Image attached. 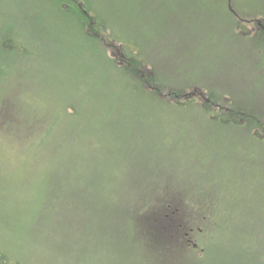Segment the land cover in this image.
Masks as SVG:
<instances>
[{"label":"rangeland","instance_id":"374dc122","mask_svg":"<svg viewBox=\"0 0 264 264\" xmlns=\"http://www.w3.org/2000/svg\"><path fill=\"white\" fill-rule=\"evenodd\" d=\"M90 2L165 92L206 95L196 108L141 103L169 101L105 72L49 1L0 0V40L29 51L0 77V259L264 264V43L246 23L264 0H231L244 32L218 0ZM206 102L249 114L222 125Z\"/></svg>","mask_w":264,"mask_h":264},{"label":"trees","instance_id":"16d2710c","mask_svg":"<svg viewBox=\"0 0 264 264\" xmlns=\"http://www.w3.org/2000/svg\"><path fill=\"white\" fill-rule=\"evenodd\" d=\"M51 3L53 11H55L62 20L67 22H73L77 24L79 31L82 33L84 39L87 41V44L93 50V54L102 58L103 68L105 72H112L119 75V83L125 84L126 87L130 89H135L139 93H144L147 96L152 95L153 98L157 97L158 100L167 99L169 102H141L154 104L156 106L169 107L170 110L175 108H191L195 107V102H193V93L194 95L200 94L201 97H204L206 94L201 91V89H194L192 93H187L186 89L181 88H168L165 92L163 88L160 87L159 80L156 73L149 72L148 69V60L144 57V54L137 47H133V43L127 39H124L118 36L110 26L102 20L100 14L94 9L90 0H45ZM218 2L223 3L227 6V17L229 21L233 17L235 22V29L244 32L245 20L238 15L237 12L233 9V4L231 0H218ZM27 6L26 4H21ZM36 5V4H35ZM232 6V10H231ZM39 8V7H37ZM235 16V17H234ZM242 21V22H241ZM236 34L238 31L236 30ZM0 52L3 53L2 58H0V77L5 76L4 70L9 67H14L17 64V57L21 56L22 58L29 54L24 46H19L17 43L6 42L4 38L0 40ZM11 57V59H10ZM7 62V63H6ZM155 71V70H154ZM7 75V74H6ZM119 103V102H118ZM131 103V102H129ZM217 103L215 102H206L202 103L201 114L205 116H213L216 114L217 118H220L221 124L225 123H240L241 118L247 117L249 113L242 112L237 110L235 107L231 106L226 107L222 106V109L217 108ZM123 108L119 110L121 116H125L128 108ZM71 112L76 113V108L74 106H69ZM216 109L220 113H215ZM118 112V113H119ZM228 115L229 119L226 120L224 114ZM150 113L148 108L145 111L141 112L139 115H145ZM173 113V112H171ZM156 114V113H155ZM156 116V115H153ZM238 118L240 120H238ZM122 121H126L123 119ZM49 138L47 135L44 139L46 142ZM28 137H26V140ZM43 141V142H44ZM171 204V203H170ZM167 210L172 211L173 215H170L168 219L167 229L173 226L176 223V217L178 211H174L173 204L168 206ZM206 220L210 223L211 228L216 226L214 216H205ZM175 221V222H174ZM205 223V222H204ZM207 231H205V234ZM0 264H6L3 262V259H0Z\"/></svg>","mask_w":264,"mask_h":264},{"label":"flooded vegetation","instance_id":"af4514ba","mask_svg":"<svg viewBox=\"0 0 264 264\" xmlns=\"http://www.w3.org/2000/svg\"><path fill=\"white\" fill-rule=\"evenodd\" d=\"M232 10V6H231ZM245 22V21H244ZM246 23L253 24V30L255 31L256 35L259 37L260 41L264 43V14H262V20L254 21V20H246ZM261 139V137H259ZM183 230V229H182ZM181 230V232H182ZM184 236L185 239H189L190 232L181 233ZM183 239V238H182ZM190 242V239H189ZM195 247V246H194Z\"/></svg>","mask_w":264,"mask_h":264}]
</instances>
